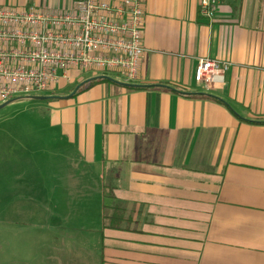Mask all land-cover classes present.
Listing matches in <instances>:
<instances>
[{
  "label": "crops",
  "instance_id": "obj_1",
  "mask_svg": "<svg viewBox=\"0 0 264 264\" xmlns=\"http://www.w3.org/2000/svg\"><path fill=\"white\" fill-rule=\"evenodd\" d=\"M141 1L137 81L70 68L48 99L12 103L45 102L38 115L78 170L67 188L91 212L70 214L71 235L94 244L74 239L64 263L264 264V0H224L213 20L200 0ZM33 7L76 12L74 0H0ZM202 58L230 63L221 88L196 84Z\"/></svg>",
  "mask_w": 264,
  "mask_h": 264
},
{
  "label": "built area",
  "instance_id": "obj_2",
  "mask_svg": "<svg viewBox=\"0 0 264 264\" xmlns=\"http://www.w3.org/2000/svg\"><path fill=\"white\" fill-rule=\"evenodd\" d=\"M224 0H200L201 14L213 20ZM75 14L36 8H0V105L46 93L67 71L116 73L133 83L146 55L145 11L141 0H74ZM230 63L199 59L195 82L210 92L224 85Z\"/></svg>",
  "mask_w": 264,
  "mask_h": 264
},
{
  "label": "rangeland",
  "instance_id": "obj_3",
  "mask_svg": "<svg viewBox=\"0 0 264 264\" xmlns=\"http://www.w3.org/2000/svg\"><path fill=\"white\" fill-rule=\"evenodd\" d=\"M44 105L27 101L0 110V264H66L62 248L74 239L81 246L94 244V237L71 235L78 231L70 214L75 209H81V215L91 211L79 204L75 189L67 188L78 170L69 166L67 149L41 121L38 107ZM68 196L78 198V207L64 204ZM48 246L58 248L56 259L49 254L47 260Z\"/></svg>",
  "mask_w": 264,
  "mask_h": 264
},
{
  "label": "water",
  "instance_id": "obj_4",
  "mask_svg": "<svg viewBox=\"0 0 264 264\" xmlns=\"http://www.w3.org/2000/svg\"><path fill=\"white\" fill-rule=\"evenodd\" d=\"M100 78H104V79H108V80H112V81H115V82H117V80H114V79H112L111 77H108V76H102V77H100ZM89 81H91V79L90 80H88L87 82H89ZM81 85L82 84H80L74 91H73V93L71 94V96H73L78 90H79V88L81 87ZM130 85V84H129ZM128 85V86H129ZM131 85H133V84H131ZM133 86H135V87H140V85H133ZM49 97H39V96H29V97H18V98H14V99H11V100H9L8 102H6V103H3V104H1L0 105V110L1 109H3L4 107H6L7 105H9V104H12L13 102H15V101H17V100H20V99H24V100H27V99H31V100H45V99H48Z\"/></svg>",
  "mask_w": 264,
  "mask_h": 264
},
{
  "label": "trees",
  "instance_id": "obj_5",
  "mask_svg": "<svg viewBox=\"0 0 264 264\" xmlns=\"http://www.w3.org/2000/svg\"><path fill=\"white\" fill-rule=\"evenodd\" d=\"M97 79H99V77H98V78H95V79H92V80L95 81V80H97ZM88 84H89V83H85L83 86L88 85ZM83 86H82V87H83ZM129 86H130V85H129ZM130 87H132V88H134V89H138V87H135V86H130ZM197 96H198V95H197Z\"/></svg>",
  "mask_w": 264,
  "mask_h": 264
}]
</instances>
